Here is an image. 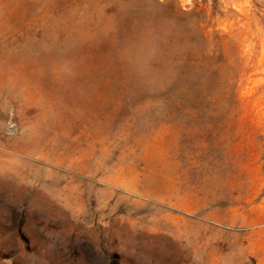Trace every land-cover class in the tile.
<instances>
[{
  "label": "rangeland",
  "instance_id": "rangeland-1",
  "mask_svg": "<svg viewBox=\"0 0 264 264\" xmlns=\"http://www.w3.org/2000/svg\"><path fill=\"white\" fill-rule=\"evenodd\" d=\"M0 264H264V0H0Z\"/></svg>",
  "mask_w": 264,
  "mask_h": 264
}]
</instances>
